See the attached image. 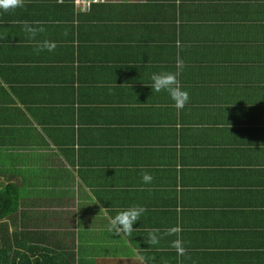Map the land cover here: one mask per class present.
<instances>
[{
  "label": "crops",
  "instance_id": "obj_1",
  "mask_svg": "<svg viewBox=\"0 0 264 264\" xmlns=\"http://www.w3.org/2000/svg\"><path fill=\"white\" fill-rule=\"evenodd\" d=\"M0 194L39 264H264V0L0 9Z\"/></svg>",
  "mask_w": 264,
  "mask_h": 264
},
{
  "label": "clouds",
  "instance_id": "obj_2",
  "mask_svg": "<svg viewBox=\"0 0 264 264\" xmlns=\"http://www.w3.org/2000/svg\"><path fill=\"white\" fill-rule=\"evenodd\" d=\"M23 0H0V9L8 11L10 9H15L22 6ZM25 32L29 35L30 38H33L36 35L37 29L29 26H25ZM43 31V29H39ZM43 48H46L49 52L53 51L55 44H49L45 42ZM179 64H183V61H178ZM152 85L150 86L151 90L156 92L166 91L169 94L170 99L173 101V106L177 109H183L189 101V95L187 91H183L178 86V81L176 79V74L166 73V74H154L152 76ZM145 183L151 181L152 177L145 174L142 177ZM146 209L142 206H133L128 209H125L115 217L111 219L110 227L115 235H127L130 234L133 230V226L139 221L140 217L145 213ZM158 230L154 229L149 233L147 239L150 242L157 241L156 233ZM179 242H177V248L180 254H183V248L178 247Z\"/></svg>",
  "mask_w": 264,
  "mask_h": 264
},
{
  "label": "trees",
  "instance_id": "obj_3",
  "mask_svg": "<svg viewBox=\"0 0 264 264\" xmlns=\"http://www.w3.org/2000/svg\"><path fill=\"white\" fill-rule=\"evenodd\" d=\"M2 195L3 194H0V264H39V262L34 259L35 253L33 252L36 250L34 245L29 252L14 249L10 237L6 236L3 219L7 216L9 217L10 214L13 215V213L18 210V200L14 199L12 204L8 205V209L5 211L3 207V201H5V199H2ZM17 238L19 237H16V240ZM16 245L18 244L16 243ZM18 248L20 247L18 246ZM46 256L50 255L47 254Z\"/></svg>",
  "mask_w": 264,
  "mask_h": 264
},
{
  "label": "built area",
  "instance_id": "obj_4",
  "mask_svg": "<svg viewBox=\"0 0 264 264\" xmlns=\"http://www.w3.org/2000/svg\"><path fill=\"white\" fill-rule=\"evenodd\" d=\"M106 0H73L74 4L82 11L89 12L93 5L105 2Z\"/></svg>",
  "mask_w": 264,
  "mask_h": 264
}]
</instances>
